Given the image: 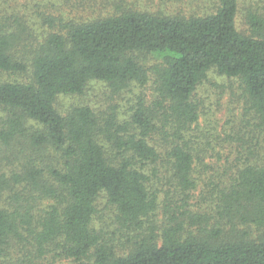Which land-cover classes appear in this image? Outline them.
Masks as SVG:
<instances>
[{
	"label": "trees",
	"instance_id": "16d2710c",
	"mask_svg": "<svg viewBox=\"0 0 264 264\" xmlns=\"http://www.w3.org/2000/svg\"><path fill=\"white\" fill-rule=\"evenodd\" d=\"M102 1L0 0V264H264V15L242 31L240 0L97 15ZM212 73L240 83L243 126L197 147ZM92 84L101 103L57 108ZM217 148L234 165L207 176Z\"/></svg>",
	"mask_w": 264,
	"mask_h": 264
},
{
	"label": "rangeland",
	"instance_id": "374dc122",
	"mask_svg": "<svg viewBox=\"0 0 264 264\" xmlns=\"http://www.w3.org/2000/svg\"><path fill=\"white\" fill-rule=\"evenodd\" d=\"M106 2L107 0H103L98 4L100 8L94 11L95 14H100L96 13L100 11L112 10L114 3L108 6ZM215 2L216 0H125L122 5V10H140L171 14L181 12L185 15H190L192 13L203 14L211 12ZM15 3V7L20 11H25L27 9L34 10V5L41 6L42 12L47 8L52 12L56 11L57 14H60L59 12L62 10L60 0H15ZM24 5H28L26 9L22 8ZM249 9L264 15V0H240L238 27L242 31H244L245 28L247 29L244 23L245 13ZM82 13L83 15L91 16L89 12L84 13L82 11ZM32 14L34 18H37V14L34 12H32ZM45 30L46 29H30L35 37L40 36V38L45 34ZM105 92L106 89L104 90L103 86L92 84L82 97L60 96L57 101V108L65 113L73 106L79 104H98L101 103ZM196 96L201 105L199 126H194L195 131H193V135L198 139L194 141L196 146L198 145L197 147L201 144H206L207 141H214L213 136L218 139L220 134L225 135V142H227L228 139L226 134H231L232 132L233 134L239 133L240 127L243 126L242 119L244 118L245 105L240 83L237 80L228 79L212 73L208 79L199 86ZM118 104L120 107L127 108L123 98L118 99ZM232 128L233 131H231ZM210 144L217 147L215 143L210 142ZM205 148H207V145H205ZM219 149L220 148H217L216 154H207L205 159L198 160L201 163L198 164L199 171L206 172L207 176H213L214 174L220 176L234 165L227 164L225 158L221 159L219 155H217L220 151ZM207 153L211 152L208 151ZM224 154L225 152H222V155ZM110 217V215H104L101 220L98 219L96 222L97 227L107 226ZM254 233L257 234L258 232L254 230ZM41 264L73 263L70 260L49 256V258Z\"/></svg>",
	"mask_w": 264,
	"mask_h": 264
}]
</instances>
